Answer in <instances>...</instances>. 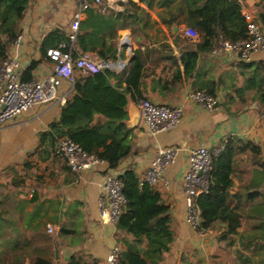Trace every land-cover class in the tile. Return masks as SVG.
<instances>
[{"label":"crops","instance_id":"obj_1","mask_svg":"<svg viewBox=\"0 0 264 264\" xmlns=\"http://www.w3.org/2000/svg\"><path fill=\"white\" fill-rule=\"evenodd\" d=\"M102 1L106 5L104 11L95 0L90 5L109 14L83 12L79 32L85 36L87 49L77 43V53L88 52L96 58L104 57L105 53L115 63L112 71L120 74L131 63L128 60L133 48L135 56L138 52L145 64L141 85L144 97L182 106L183 119L176 127L152 135L141 119L139 99L129 95L127 124L133 130L134 152L116 168H109L104 161L79 175L53 149L47 151L41 144V134L60 117L62 105L38 104L9 121L0 130V212L9 218L0 220V228H5L4 235H0V249L5 250L13 237L11 225H18L21 232L30 236V214L36 212L38 218L33 225L42 220L43 225L46 222L47 226H54L51 234L56 239L52 255L55 264H67L72 255L81 257L87 264H108V252L120 244L119 237L123 234H117L116 227L100 220L98 196L103 173L108 170L122 174L132 168L143 180L157 150L178 145L181 151L166 169L170 187L153 186L170 206L176 237L172 251L162 264H210V260L217 264L218 250L227 240L219 238L220 230L210 229L199 234L187 223L184 174L189 168L191 149L200 145L215 148L232 142V183L227 191L230 208L240 213L241 224L239 234L230 238L234 241L229 246L242 264V253L256 258L264 251V241L249 242L247 237L264 227V105L255 99L254 90L246 87L250 69L229 53L210 52L201 55L193 75L186 77L182 56L188 50L187 39H197L185 33L184 15L178 18L182 22L170 23L172 14L158 5V0L151 8L135 0L149 14H126L125 17V14H110L125 9L123 0ZM77 5L78 0H30L17 53L25 69L33 61H40L33 79L41 78L52 67L51 58L42 50L44 37L58 28L68 33ZM263 9L264 0L244 1L243 13L253 18ZM260 59H264V52L256 53L251 61ZM120 62L125 63L124 68L119 67ZM179 72L182 76L176 79ZM110 80L113 85L120 82L115 76ZM67 87L65 84L64 88ZM211 88L220 100L216 110L188 98L191 90ZM12 211L22 217L14 220ZM76 221L83 224L86 240L71 245V238L59 237V231L63 224L72 227ZM241 234L245 235L243 241ZM67 248H71L70 254Z\"/></svg>","mask_w":264,"mask_h":264},{"label":"trees","instance_id":"obj_2","mask_svg":"<svg viewBox=\"0 0 264 264\" xmlns=\"http://www.w3.org/2000/svg\"><path fill=\"white\" fill-rule=\"evenodd\" d=\"M85 11L89 14H109L99 7ZM151 8L156 0H140ZM245 0H158L157 4L172 14L171 22H182L178 19L184 15L183 22L187 27L197 31V40L187 39L188 50L183 54L184 74L191 77L201 55L208 54L221 40H239L248 37V19L243 13ZM125 9L110 14H149V11L135 0H123ZM30 5V0H0V60L9 52L14 40L22 31V21ZM264 28V9L254 17ZM81 29V24H80ZM68 41V33L63 29H54L46 34L42 50L58 46ZM84 34H78L77 43L83 49ZM129 66L120 74L112 69H102L87 74L79 73L75 77L74 92L62 105L60 117L53 121L50 128L41 134V144L48 151L50 148L57 154L60 138L68 137L77 143L85 152L106 161L109 168H116L121 161L134 152L133 130L128 126L127 104L129 95L135 99L145 98L141 90L144 79L145 64L136 52ZM107 58L106 54H103ZM40 61H33L24 71L23 79L32 80L34 71ZM250 69L246 87L254 90L255 99L264 105V59L242 61ZM119 78L117 85L111 83V77ZM179 72L175 78H181ZM126 82L123 87L122 83ZM216 95L214 89L205 90ZM233 143L228 142L222 152L213 158V170L208 192L198 196L197 203L201 213L203 230H220V239H226L228 245L233 235L239 234L240 213L230 208L227 188L232 181ZM127 202L117 223L119 243L122 245V264H162L166 255L172 251L175 232L171 226L170 206L161 193L151 184L141 180L134 169H128L120 175ZM33 199H36L33 198ZM16 220L22 215L12 211ZM38 218L36 212L30 214V236L21 232L18 225H11L12 239L7 248L0 249V264H55L53 245L56 239L42 220L33 225ZM8 219L0 212V220ZM0 228V235H4ZM68 236L70 244L75 245L86 240L83 224L75 222L72 227L63 224L59 237ZM23 237V238H22ZM245 235L241 234L242 241ZM249 242L264 241V227L248 237ZM54 243V244H53ZM1 244V243H0ZM244 264H253L252 258L242 253ZM264 261V260H263ZM258 261V263L262 262ZM67 264H87L79 256L72 255Z\"/></svg>","mask_w":264,"mask_h":264},{"label":"built area","instance_id":"obj_3","mask_svg":"<svg viewBox=\"0 0 264 264\" xmlns=\"http://www.w3.org/2000/svg\"><path fill=\"white\" fill-rule=\"evenodd\" d=\"M89 1L78 0L77 10L70 23L68 41L47 49L52 67L50 72L41 78L23 79L25 67L17 53L21 46L22 34L14 40L12 51L0 60V130L9 121L26 113L35 105L49 102L64 105L74 91L75 77L78 73L87 74L115 67L110 58H96L88 52L76 51L82 15ZM95 2L101 6V10H106L102 0ZM245 15L248 19V37L235 41L221 40L212 50L214 55L225 52L234 60L251 61L256 53L264 52V28L251 15ZM185 33L193 38H199L197 31L190 27L185 28ZM124 66L125 63L120 62L119 67ZM65 84L68 85L67 88H64ZM188 98L209 110L219 108V98L202 89L189 91ZM138 107L141 119L152 135L176 127L183 119L184 111L180 105L162 104L145 97L138 100ZM225 145L222 143L215 148L200 145L189 151V168L184 174L186 221L199 234H205L207 231L201 228L202 218L197 199L200 194L208 192L213 158L224 150ZM180 151L181 147L178 145L160 147L150 160L143 181L152 186L161 185L169 188L171 182L166 176V169L176 161ZM57 154L78 175L104 162L97 156L85 152L68 137L60 138ZM120 175L121 173L117 171H105L98 196L100 220L114 227L117 226L127 202ZM48 230L54 231V226L50 224ZM121 252V244L112 246L107 255V263L122 264Z\"/></svg>","mask_w":264,"mask_h":264},{"label":"rangeland","instance_id":"obj_4","mask_svg":"<svg viewBox=\"0 0 264 264\" xmlns=\"http://www.w3.org/2000/svg\"><path fill=\"white\" fill-rule=\"evenodd\" d=\"M218 252H220V260L218 261L217 264H242V262L240 263V261L238 262L236 260V258L234 257L235 253L232 252V247L229 246L226 242L223 246H221L219 248ZM252 260H253L252 261L253 264H264V261H263L264 260V251L260 254H257L256 258H252ZM257 260L258 261L262 260L263 263L262 262L258 263ZM209 262H210V264L214 263V261L211 262V260Z\"/></svg>","mask_w":264,"mask_h":264},{"label":"water","instance_id":"obj_5","mask_svg":"<svg viewBox=\"0 0 264 264\" xmlns=\"http://www.w3.org/2000/svg\"><path fill=\"white\" fill-rule=\"evenodd\" d=\"M177 27H178L177 25L174 26L175 29H177ZM131 52H132V55H131V57L129 58L128 63L131 62L132 59L135 57V54H134L133 48H131ZM126 64H127V63H126ZM66 252H67L68 254H70V253H71V248H67V249H66Z\"/></svg>","mask_w":264,"mask_h":264}]
</instances>
